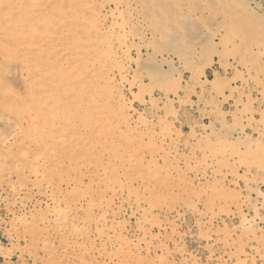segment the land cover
<instances>
[{
    "label": "rangeland",
    "instance_id": "1",
    "mask_svg": "<svg viewBox=\"0 0 264 264\" xmlns=\"http://www.w3.org/2000/svg\"><path fill=\"white\" fill-rule=\"evenodd\" d=\"M227 1L0 0V264H264V19Z\"/></svg>",
    "mask_w": 264,
    "mask_h": 264
},
{
    "label": "bare ground",
    "instance_id": "2",
    "mask_svg": "<svg viewBox=\"0 0 264 264\" xmlns=\"http://www.w3.org/2000/svg\"><path fill=\"white\" fill-rule=\"evenodd\" d=\"M40 1H41V0H39V2H40ZM61 1H62V0H61ZM92 1H94V0H92ZM113 1H114V0H113ZM146 1H147V0H146ZM193 1H194V0H193ZM225 1H227V0H225ZM239 1H240V0H239ZM2 2H3V1H2ZM86 2H87V1H86ZM116 2H117V1H116ZM131 2H132V1H131ZM136 2H138V1H136ZM175 2H176V1H175ZM180 2H181V1H180ZM219 2H220V0H219ZM227 2H228V1H227ZM113 3H114V2H113ZM257 3H258V1H257ZM257 3H255L254 0H247V1H245V4H246L245 7L248 8V12H250V14H253V15L255 14L258 18H260V19L263 18V19H264V11H262V8H261L260 5H258ZM245 4H244V5H245ZM86 5H87V4H86ZM123 5H124V4H123ZM151 5H152V4H151ZM154 5H155V4H154ZM166 5H167V4H166ZM220 5H221V4H220ZM220 5L218 4V6H220ZM233 5H234V4H233ZM248 5L250 6V8L248 7ZM83 6H84V5H83ZM89 6H90V5H89ZM113 6H114V5H113ZM144 6H146V5H144ZM144 6H143V7H144ZM158 6H160V5H158ZM221 6H222V5H221ZM63 7H64V6H63ZM121 7H122V6H121ZM124 7H125V6H124ZM136 7H137V6H136ZM154 7H155V6H154ZM156 7H157V6H156ZM170 7H171V6H170ZM183 7H184V6H183ZM212 7H213V5H212ZM234 7H235V6H234ZM86 8H88V7H86ZM90 8H91V7H90ZM103 8H104V7H103ZM168 8H169V7H168ZM196 8H197V7H196ZM146 9H147V8H146ZM146 9H145V11H146ZM149 9H150V8H149ZM156 9H157V8H156ZM158 9H160V8H158ZM200 9H201V8H200ZM220 9H221V8H220ZM38 10H39V9H38ZM87 10H88V9H87ZM175 10H176V9H175ZM191 10H192V9H191ZM245 10L247 11V9H245ZM89 11H90V10H89ZM119 11H120V10H119ZM122 11H123V10H122ZM149 11H150V10H149ZM152 11H153V10H152ZM172 11H173V10H172ZM203 11H204V10H203ZM209 11H210V10H209ZM214 11H215V10H214ZM91 12H92V11H91ZM176 12H177V11H176ZM189 12H190V11H189ZM191 12H192V11H191ZM261 12H262V13H261ZM80 13H82V12H80ZM120 13H121V11H120ZM135 13H136V11H135ZM161 13H162V12H161ZM168 13H169V12H168ZM170 13H172V12L170 11ZM177 13H178V12H177ZM201 13H202V12H201ZM223 13H224V12H223ZM85 14H86V13H85ZM192 14H194V13H192ZM199 14H200V13H199ZM246 14H247V13H246ZM139 15H140V14H139ZM145 15H147V14H145ZM159 15H160V14H159ZM176 15H177V14H176ZM196 15H197V14H196ZM201 15H202V14H201ZM55 16H56L57 18H59V19L55 18ZM100 16H102V15H100ZM112 16H113V15H112ZM154 16H155V15H154ZM167 16H168V15H167ZM209 16H210V15H209ZM224 16H225V15H224ZM233 16H234V17H240V18H241L240 21H239V19H238V21L244 26L243 29L247 30V29L255 28L254 26H250L251 24H254V23L251 22V21H247V17H246V15H245L243 9H241V11L238 12V13H237V12H234ZM249 16H250V15H249ZM121 17H122V16H121ZM143 17H144V16H143ZM156 17H157V15H156ZM158 17H159V16H158ZM178 17H179V16H178ZM222 17H223V16H222ZM128 18H129V17H128ZM160 18H161V17H160ZM172 18H173V17H172ZM175 18H176V17H175ZM212 18H213V17H212ZM254 18H255V17H254ZM254 18H252V19H254ZM15 19H16V18H15ZM53 19H54L55 21L60 22V21L62 20V17H61L60 15H56V14H54V15H53ZM105 19H106V18H105ZM136 19H137V18H136ZM46 20H47V18H46ZM85 20L87 21V20H90V19H86V18H85ZM157 20H158V19H157ZM92 21H94V22H92V23H94L93 26H96V25H99V24H100V20H98L97 17H94V18L92 19ZM106 21H107V20H106ZM121 21H122V20H121ZM148 21H149V20H148ZM167 21H168V20H167ZM233 21H234V20H233ZM262 21H263V20H262ZM83 22H84V21H83ZM137 22H138V21H137ZM150 22H151V21H150ZM158 22H159V21H158ZM220 22H222V21H220ZM256 22H257V20H256ZM92 23H91V24H92ZM133 23H134V22H133ZM71 24H72V23H71ZM71 24L68 23V27L70 28V31H71V38H70V39H71V40H70L71 43H72V42H73V43H76V42H80V41L86 43V39L88 38V35H90L89 32H88V28H87L85 25H83V26H85L84 28H86V30H85V29H81V28L76 29L75 26H73V25H71ZM77 24H78V23H77ZM81 24H82V23H81ZM128 24H129V23H128ZM215 24H216V23H215ZM78 25H79V24H78ZM122 25H123V24H122ZM159 25H160V23H159ZM164 25H166V24H164ZM222 25H223V24H222ZM236 25H237V24H236ZM72 26H73V27H72ZM100 27H101V26H100ZM109 27H110V26H109ZM124 27H125V26H124ZM143 27H144V26H143ZM261 27H262V26H261ZM161 28H162V27H161ZM161 28H160V29H161ZM100 29H101V28H100ZM107 29H108V28H107ZM146 29H147V28H146ZM149 29H150V28H149ZM154 29H155V28H154ZM158 29H159V28H158ZM131 30H132V29H131ZM245 30H244V31H245ZM262 30H263V29H262ZM127 31H128V30H127ZM133 31H134V29H133ZM139 31H140V30H139ZM252 31H253V30H252ZM101 32H103V31H101ZM111 32H112V31H111ZM158 32H159V30H158ZM158 32H157V33H158ZM222 32H223V31H222ZM248 33H249V32H248ZM251 33H252V32H251ZM104 34H105V33H104ZM109 34H110V33H109ZM151 34H152V33H151ZM127 35H128V34H127ZM135 35H137V34H135ZM68 36H69V35H68ZM90 36H91V35H90ZM92 36H94V35H92ZM129 36H130V35H129ZM171 36H172V35H171ZM262 36H263V35H262ZM95 37H97V36H95ZM131 37H132V36H131ZM131 37H130V38H131ZM204 37H206V36H204ZM254 37H255V36H254ZM117 38H118V37H117ZM132 38H133V37H132ZM135 38H136V37H135ZM262 38H263V37H262ZM151 39H152V38H151ZM160 39H161V38H160ZM260 39H261V38H260ZM35 40H36V39H35ZM88 40H89V39H88ZM92 40H93V39H92ZM144 40H145V39H144ZM180 40H181V39H180ZM215 40H216V39H215ZM33 41H34V40H33ZM248 41H252V40H248ZM48 42H49V41H48ZM104 42H105V41H104ZM153 42H154V41H153ZM161 42H162V41H161ZM246 43H247V42H246ZM259 43H260V41H259ZM111 44H112V43H111ZM117 44H118V43H117ZM156 44H157V43H156ZM160 44H161V43H160ZM181 44H182V43H181ZM235 44H236V43H235ZM246 45H247V44H246ZM87 46H88V45H87ZM105 46H106V45H105ZM105 46H104V47H105ZM107 46H108V45H107ZM67 47H68V46H67ZM70 47H71V44H70ZM74 47H75V46L73 45V48H74ZM77 47H78V46H76V48H77ZM117 47H118V46H117ZM245 47H246V46H245ZM252 47H253V46H252ZM252 47H251V48H252ZM251 48H250V49H251ZM68 49H69V48H68ZM149 49H150V48H149ZM179 49H180V48H178V50H179ZM184 49H185V48H184ZM192 49L194 50V47H193ZM30 50H31V49H30ZM68 51H70V50H68ZM183 51H185V50H183ZM243 51H244V50H243ZM257 51H258V50H257ZM260 51H261V50H260ZM177 52H178V51H177ZM241 52H242V51H241ZM257 53H258V52H257ZM51 54L53 55V53H51ZM85 54H86V53H85ZM250 55H251V54H250ZM258 55H259V54H258ZM235 56H236V55H235ZM82 57H83V56H82ZM163 57H164V56H163ZM257 57H258V56H257ZM178 58H179V57H178ZM252 58H253V57H252ZM81 59H82V58H81ZM102 59H103V58H102ZM82 61H83V59H82ZM84 61H85V60H84ZM89 61H90V59H89ZM72 62H73V61H72ZM92 62H93V61H92ZM101 62H102V61H101ZM75 64H76V63H75ZM93 68H94V67H93ZM112 68H113V67H112ZM261 68H262V67H261ZM73 70L75 71V70H77V69L75 68V69H73ZM90 70H92V69H90ZM117 72H118V71H117ZM72 73H73V72H72ZM86 73H88V72H86ZM86 73H85V74H86ZM92 74H93V73H92ZM112 74H113V73H112ZM30 75H31V74H30ZM79 75H82V74L80 73ZM75 76H76V75H75ZM75 76H74V77H75ZM90 76H91V75H90ZM71 77H72V76H71ZM81 77H82V76H81ZM42 78H43V77H42ZM98 78H99V77H98ZM120 78H121V77H120ZM70 79H71V78H70ZM99 79H101V78H99ZM123 79H124V78H123ZM261 79H262V78H261ZM87 80H88V79H87ZM87 80H85V81L87 82ZM95 80H96V79H95ZM111 80H112V79H111ZM37 81H38V80H37ZM80 81H81V79H80ZM86 82H85V83H86ZM93 82H94V81H93ZM98 82H99V81H98ZM101 82H102V81H101ZM50 83H51V81H50ZM79 83H80V82H79ZM73 84H75V83H73ZM46 85H47V84H46ZM63 85H64V84H63ZM65 85H66V84H65ZM110 85H111V83H110ZM80 86H81V85H80ZM83 86H84V84H83ZM86 86H88V85H86ZM25 87H26V86H25ZM97 87H98V86H97ZM45 88H46L45 90H47V87H45ZM51 88H52V86H51ZM51 88H50V91H51ZM9 89H10V88H9ZM48 89H49V88H48ZM83 89L85 90L86 88H83ZM64 90H66V89L64 88ZM67 90H68V89H67ZM85 91H86V90H85ZM85 91H83V92H85ZM254 91H256V90H254ZM34 92H35V91H34ZM72 92H73V91H72ZM97 92H99V90L96 91V93H97ZM50 93H51V92H50ZM58 93H59V92H58ZM62 93H63V92H62ZM96 93H95V95H98V94H96ZM99 93H100V92H99ZM103 93H104V92H103ZM54 94H55V93H54ZM64 94H65V93H64ZM67 94H68V93H67ZM70 94H71V93H70ZM75 94H76V93H75ZM81 94H82V93H81ZM115 94H116V93H115ZM52 95H53V94H52ZM73 95H74V94H73ZM76 95H77V94H76ZM82 95H83V94H82ZM89 95H90V94H89ZM102 95H103V94H102ZM102 95H101V96H102ZM116 95H117V94H116ZM48 96H49V95H48ZM55 96H57V95H55ZM61 96H63V95H61ZM78 96H79V95H78ZM103 96H104V95H103ZM118 96H119V95H118ZM43 97H44V96H43ZM68 97H69V96H68ZM68 97H67V98H68ZM76 97H77V96H76ZM84 97H85V95H84ZM45 98H47V97L45 96ZM45 98H44V100H45ZM58 98H59V97H58ZM64 98H65V97H64ZM72 98H73V97H72ZM87 98H88V97H87ZM96 98H97V97H96ZM99 98H100V96H99ZM99 98H97V100L100 101L103 97H102L101 99H99ZM109 98H110V96H109ZM37 99H38V98H37ZM40 99H41V98H40ZM47 99H49V98H47ZM50 99H51V98H50ZM50 99H49V100H50ZM54 99H56V97H55ZM76 99H77V98H76ZM76 99H75V100H76ZM82 99H83V98H82ZM111 99H112V98H111ZM111 99H110V100H111ZM116 99H117V98H116ZM51 100H52V99H51ZM66 100H67V99H66ZM68 100H71L70 97H69ZM72 100H73V99H72ZM75 100H74V101H75ZM85 100H86V99H85ZM118 100H119V99H118ZM118 100H117V101H118ZM62 101H64V100H63V99L61 100V104H62ZM89 101H90V99H89ZM91 101H92V99H91ZM51 102L53 103V100H52ZM59 102H60V101H59ZM65 102H67V101H65ZM92 102H93V101H92ZM105 102H106V101H105ZM118 102H119V101H118ZM49 103H50V102H49ZM49 103H47V104H49ZM95 103H96V102H95ZM121 103H122V102H121ZM30 104H31V103H30ZM47 104H46V106H48ZM59 104H60V103H58V106H59ZM66 104H67V103H66ZM66 104H65V105H66ZM85 104H86V103H85ZM89 104H90V103H89ZM117 104H118V103H117ZM35 105H36V104H35ZM35 105H34V106H35ZM37 105H38V104H37ZM56 105H57V104H56ZM63 105H64V103H63ZM71 105H72V104H71ZM71 105H70V106H71ZM73 105H74V104H73ZM73 105H72V106H73ZM79 105H80V104H78L77 106H79ZM122 105H123V103H122ZM30 106H31V105H30ZM43 106H44V105H43ZM53 106H54V105H53ZM80 106H81V105H80ZM117 106H118V105H117ZM31 107H32V106H31ZM63 107L65 108L66 106H63ZM75 107H76V106H75ZM102 107H103V106H102ZM121 107H122V106H121ZM125 107H126V105H125ZM125 107L123 106V108H125ZM64 108H63V109H64ZM67 108H68V107H67ZM67 108H65V109L67 110ZM78 108H80V107H78ZM99 108H101V106H100ZM103 108H104V107H103ZM123 108H122V109H123ZM31 109H32V108H31ZM34 109H35V108H34ZM65 109H64V110H65ZM107 109H108V108H107ZM60 110H61V109H60ZM66 110H65V113L68 112V111L66 112ZM74 110H75V109H74ZM123 110H124V109H123ZM35 111H36V109H35ZM51 111H52V110H51ZM51 111H48V110H47L48 113H50ZM56 111H57V110H56ZM76 111H77V110H76ZM80 111H81V110H80ZM80 111H79V112H80ZM71 112H72V111H71ZM73 112H74V111H73ZM73 112H72V113H73ZM96 112H97V110H96ZM114 112H116V111H114ZM122 112H123V111H122ZM37 113H38V112H37ZM37 113H36V114H37ZM68 113H69V112H68ZM77 113H78V112H77ZM77 113H76V115H77ZM90 113H91V112H90ZM97 113H98V112H97ZM112 113H113V112H112ZM45 114H46V113H45ZM117 114H118V113H117ZM66 115H67V114H66ZM68 115H69V114H68ZM78 115H79V114H78ZM84 115H87V113H85ZM91 115H92V113H91ZM93 115H94V114H93ZM95 115H96V114H95ZM113 115H114V114H113ZM122 115H123V114H122ZM27 116H28V115H27ZM46 116H47V115H46ZM48 116H49V115H48ZM48 116H47V117H48ZM72 116H73V115H72ZM72 116H71V117H72ZM74 116H75V115H74ZM79 116H80V115H79ZM108 116H109V115H108ZM111 116H112V115H111ZM126 116H127V114H126ZM128 116H129V115H128ZM32 117H33V116H32ZM75 117H76V116H75ZM104 117H105V116H104ZM109 117H110V116H109ZM115 117H116V115H115ZM28 118H29V117H28ZM66 118H67V117H66ZM66 118H65V120H66ZM69 118H70V117H69ZM96 118H97V117H96ZM102 118H103V117H102ZM126 118H127V117H126ZM67 119H68V118H67ZM47 120H48V119H47ZM61 120H62V119H61ZM65 120H64V121H65ZM76 120H78V119H76ZM99 120L101 121V119H99ZM105 120H107V118H106ZM108 120H110V119H108ZM112 120H113V119H112ZM25 121H26V120H25ZM30 121H31V120H30ZM39 121H41V120H39ZM66 121H69V119L66 120ZM123 121H124V120H123ZM44 122H45V121H44ZM48 122H49V120H48ZM70 122H71V121H70ZM112 122H113V121H112ZM27 123H28V122H27ZM56 123H57V121H56ZM114 123H115V122H114ZM119 123H120V122H119ZM30 124H32V122H31ZM45 124H46V123H45ZM45 124H43V126H44ZM54 124H55V123H54ZM75 124H76V123H75ZM120 124H122V123H120ZM127 124H128V122H127ZM28 125H29V124H28ZM39 125H40V124H39ZM58 125H59V124H58ZM63 125H64V124H63ZM65 125H66V124H65ZM65 125H64V128L66 127ZM70 125H71V124H70ZM79 125H80V124H79ZM32 126H33V125H32ZM50 126H51V125H50ZM67 126H68V125H67ZM120 126H122V125H120ZM28 127H29V126H28ZM109 127H110V126H109ZM109 127H108V128H109ZM111 127H112V126H111ZM39 128H40V127H39ZM45 128H46V127H45ZM45 128H44V129H45ZM54 128H55V127H54ZM57 128H58V127H57ZM74 128H75V127H74ZM127 128H128V127H127ZM40 129H41V128H40ZM40 129H39V130H40ZM61 129H62V127L60 128V130H61ZM65 129H66V128H65ZM109 129H110V128H109ZM51 130H52V127H51ZM55 130H56V129H55ZM58 130H59V129H58ZM58 130H57V131H58ZM60 130H59V132H60ZM85 130H86V129H85ZM112 130H113V128H112ZM114 130H115V129H114ZM126 130H127V129H126ZM133 130L135 131V128H134ZM53 131H54V130H52V133H53ZM65 131H66V130H65ZM69 131H70V130H69ZM92 131H93V129H92ZM129 131H130V130H128V132H129ZM35 132H36V131H35ZM44 132H46V131H44ZM59 132H58V133H59ZM77 132H78V131H77ZM126 132H127V131H126ZM126 132H125V133H126ZM128 132H127V133H128ZM47 133H48V132H47ZM60 133H61V132H60ZM63 133H64V132H63ZM65 133H66V132H65ZM65 133H64V134H65ZM67 133H68V132H67ZM90 133H91V132H90ZM129 133H131V131H130ZM135 133H136V132H135ZM68 134H69V133H68ZM72 134H73V133H72ZM75 134H76V133H75ZM113 134H114V133H113ZM121 134H122V133H121ZM43 135H44V134H43ZM43 135H42V137H43ZM47 135H48V134H47ZM61 135H62V133H61ZM61 135H60V136H61ZM65 135H66V134H65ZM65 135H62V136H65ZM69 135H70V134H69ZM91 135H93V134H91ZM104 135H105V134H104ZM116 135H117V134H116ZM126 135H127V134H126ZM54 136H55V135H54ZM100 136H101V135H100ZM100 136H99V137H100ZM120 136H121V135H120ZM120 136H119V137H120ZM156 136H157V135H156ZM168 136H169V134H168ZM37 137H38V136H37ZM67 137H68V136H67ZM67 137H66V138H67ZM97 137H98V136H97ZM101 137H102V136H101ZM106 137H107V136H106ZM116 137H118V136H116ZM126 137H127V136H126ZM134 137H135V136H134ZM34 138H36V137H34ZM47 138H48V137H47ZM72 138H73V137H72ZM74 138H75V137H74ZM83 138H84V137H83ZM123 138H124V137H123ZM36 139H37V138H36ZM36 139H34V141H35ZM97 139H98V138H97ZM121 139H122V138H121ZM145 139H146V138H145ZM29 140H30V139H29ZM29 140H28V141H29ZM38 140H39V139H38ZM49 140H50V139H49ZM55 140H56V139H55ZM63 140H67V139H63ZM68 140H70V139H68ZM99 140H100V139H99ZM105 140H106V139H105ZM110 140H112V139H110ZM158 140H159V139H158ZM42 141H43V140H42ZM42 141H40V142H42ZM44 141H45V140H44ZM102 141H103V140H102ZM118 141H119V140H118ZM154 141H155V140H154ZM30 142H31V141H30ZM50 142H51V140H50ZM54 142H56V141H54ZM67 142H69V141H67ZM77 142H78V141H77ZM93 142H94V141H93ZM98 142H99V141H98ZM119 142H121V141H119ZM33 143H34V142H33ZM59 143H60V142H59ZM63 143H64V142H63ZM75 143H76V142H75ZM82 143H84V142H82ZM82 143H81V144H82ZM100 143H101V141H100ZM108 143H109V142H108ZM36 144H37V143H36ZM38 144H39V143H38ZM66 144H67V143L65 142V145H66ZM69 144H70V143H69ZM115 144H116V142H115ZM133 144H134V143H133ZM135 144H136V143H135ZM28 145H29V144H28ZM43 145H44V144H43ZM45 145H46V143H45ZM45 145H44V146H45ZM55 145H56V144L54 143V146H55ZM58 145L61 146V143L58 144ZM58 145H57V146H58ZM76 145H77V144H76ZM83 145H84V144H83ZM90 145H91V144H90ZM113 145H114V144H113ZM117 145H119V143H118ZM120 145H121V144H120ZM139 145H140V144H139ZM37 146H38V145H37ZM37 146H36V147H37ZM41 146H42V144H41ZM84 146H85V145H84ZM84 146H83V147H84ZM86 146H87V145H86ZM107 146H108V145H107ZM114 146H115V145H114ZM121 146H122V145H121ZM131 146H132V145H131ZM46 147H48V146H46ZM65 147H66V146H65ZM105 147H106V146H105ZM153 147H154V146H153ZM7 148H8V147H7ZM37 148H38V147H37ZM39 148H41V147H39ZM39 148H38V149H39ZM61 148H62V147H61ZM68 148H69V147H68ZM70 148H71V147H70ZM88 148H89V145H88ZM92 148H93V147H92ZM97 148H98V147H97ZM109 148H110V147H109ZM117 148H118V146H117ZM53 149H54V148H53ZM59 149H60V148H59ZM77 149H78V148H77ZM128 149H129V147H128ZM30 150H31V149H30ZM40 150H41V149H40ZM48 150H49V149H48ZM56 150H58V149H56ZM63 150H64V149H63ZM66 150H67V149H66ZM74 150H75V149H74ZM80 150H81V146H80ZM123 150H124V149H123ZM64 151H65V150H64ZM71 151H72V150H71ZM71 151H70V152H71ZM76 151H77V150H76ZM92 151H94V150H92ZM125 151H126V150H125ZM133 151H134V150H133ZM34 152H35V151H34ZM40 152H41V151H40ZM53 152H54V151H53ZM59 152H60V151H59ZM59 152H57V153H59ZM62 152H63V151H62ZM67 152H68V151H67ZM115 152H116V151H115ZM119 152H120V151H119ZM122 152H123V151H122ZM122 152H121V153H122ZM43 153H44V152H43ZM43 153H40V154L42 155ZM88 153H89V152H88ZM91 153H92V152H91ZM123 153H124V152H123ZM127 153H128V152H127ZM130 153H131V152H130ZM136 153H137V152H136ZM173 153H174V152H173ZM60 154H61V153H60ZM80 154H81V153H80ZM85 155H86V154H85ZM85 155H84V156H85ZM116 155H117V153H116ZM121 155H122V154H121ZM129 155H130V154H129ZM32 156H33V155H32ZM32 156H31V157H32ZM39 156H40V155L36 156V158L32 159V161L34 160L35 162H38V161L41 159ZM45 156H47V155H45ZM65 156H67V155H65ZM65 156H64V157H65ZM87 156H88V155H87ZM109 156H110V155H109ZM127 156H128V155H127ZM127 156H125V159H126ZM130 156H132V155H130ZM134 156H135V155H134ZM137 156H138V154H137ZM97 157H98V155H97ZM120 157H122V156H120ZM48 158H50V157H48ZM75 158H76V157H75ZM79 158H81V157L79 156ZM93 158H95V155H94ZM98 158H101V156L98 157ZM128 158H129V157H128ZM29 159H30V158H29ZM68 159H69V158H68ZM86 159H87V158H86ZM105 159H106V158H105ZM107 159L109 160V157H108ZM133 159H135V158H133ZM138 159H139V158H138ZM143 159H144V158H143ZM42 160H43V159H42ZM52 160H53V159H52ZM59 160H60V159H59ZM65 160H66V159H65ZM69 160H70V159H69ZM100 160H102V158H101ZM140 160H141V159H140ZM47 161H48V160H47ZM62 161H63V160H62ZM90 161H91V160H90ZM109 161H110V160H109ZM123 161H124V160H123ZM133 161H134V160H133ZM138 161H139V160H138ZM143 161H144V160H143ZM21 162H22V161H21ZM25 162H27V161H24L23 163H25ZM42 162H43V161H42ZM48 162H49V161H48ZM48 162H47V163H48ZM57 162H58V161H57ZM116 162H118V161H116ZM116 162H115V163H116ZM125 162H127V161H125ZM39 163H40V162H39ZM59 163H61V162H59ZM120 163H121V162H120ZM120 163H119V164H120ZM134 163H135V162H134ZM35 164H36V163H35ZM76 164H77V162H76ZM76 164H74V165H76ZM96 164H97V163H96ZM126 164H128V162H127ZM141 164H142V162H141ZM124 165H125V164H124ZM128 165H129V164H128ZM133 165H134V164H133ZM53 166H54V165H53ZM56 166H58V165H56ZM87 166H88V165H87ZM108 166H109V165H108ZM119 166H120V165H119ZM121 166H122V165H121ZM19 167H20V166H19ZM41 167H43V166H41ZM44 167H45V165H44ZM95 167H96V166H95ZM22 168H23V167H22ZM89 168H90V167H89ZM100 168H101V167H100ZM116 168H117V166H116ZM119 168H120V167H119ZM119 168H117V169L119 170ZM123 168H124V167H123ZM133 168H134V167H133ZM246 168H247V167H246ZM41 169H42V168H41ZM41 169L39 168V170H41ZM45 169H46V168H45ZM50 169H51V168H50ZM102 169H103V168H102ZM102 169H101V170H102ZM124 169H125V168H124ZM23 170H24V169H23ZM23 170H22V171H23ZM32 170H33V169H32ZM34 170H35V169H34ZM79 170H80V169H79ZM92 170H93V169H92ZM92 170H91V172H92ZM95 170H96V169H95ZM132 170H133V169H132ZM22 171H21V172H22ZM48 171H49V169H48ZM136 171H137V170H136ZM140 171H141V170H140ZM33 172H34V171H33ZM110 172H111V171H110ZM122 172H124V171L122 170ZM142 172H143V171H141V176H142ZM8 173L10 174L9 171H8ZM26 173H27V172H26ZM34 173H35V172H34ZM41 173H43V172H41ZM88 173H89V172H88ZM88 173H87V174H88ZM99 173H101V172H99ZM103 173H104V172H103ZM105 173H106V172H105ZM108 173H109V172H108ZM32 174H33V173H32ZM43 174H45V173H43ZM82 174H83V173H82ZM92 174H93V173H92ZM131 174H132V171H131L130 175H131ZM135 174H136V172H135ZM28 175H29V174H28ZM49 175H50V174H49ZM106 175H107V174H106ZM114 175H115V173H114ZM119 175H120V174H119ZM127 175H128V174H127ZM139 175H140V174H139ZM24 176H25V175H24ZM35 176H36V175H35ZM84 176H85V175H84ZM88 176H89V175H88ZM101 176H102V175H101ZM107 176H108V175H107ZM115 176H116V175H115ZM115 176H114V177H115ZM16 177H17V176H16ZM32 177H33V176H32ZM127 177H128V176H127ZM135 177H137V176H135ZM139 177H140V176H139ZM36 178H37V177H36ZM51 178H52V177H51ZM105 178H106V177H105ZM109 178H110V177H109ZM120 178H121V177H120ZM123 178H124V177H123ZM8 179H9V178H8ZM28 179H29V178H28ZM54 179H55V178H54ZM54 179H52V180H54ZM76 179H78V178H76ZM9 180H10V179H9ZM9 180H7V181H9ZM58 180H59V179H58ZM61 180H62V179H61ZM69 180H70V179H69ZM113 180H114V179H113ZM27 181H28V180H27ZM54 181H55V180H54ZM62 181H63V180H62ZM65 181H66V180H65ZM79 181H80V180H79ZM81 181H82V180H81ZM100 181H101V180H100ZM115 181H116V180H115ZM130 181H131V180H130ZM151 181H152V180H151ZM247 181H248V180H247ZM36 182H38V181H36ZM77 182H78V181H77ZM6 183H7V182H6ZM9 183H10V182H9ZM9 183H8V184H9ZM56 183H57V180H56L55 184H56ZM64 183H65V182H64ZM73 183H74V182H73ZM81 183H82V182H81ZM83 183H84V182H83ZM83 183H82V185H83ZM107 183H108V181H107ZM109 183H110V182H109ZM116 183H118V182H116ZM134 183H135V182H134ZM44 184H45V183H44ZM50 184H51V182H50ZM58 184H59V183H58ZM94 184H95V183H94ZM112 184H113V182H112ZM115 185H116V184H115ZM136 185H137V184H136ZM24 186H26V185H24ZM43 186H44V185H43ZM79 186H80V185H79ZM91 186H92V185H91ZM107 186H108V185H107ZM117 186H118V185H117ZM123 186H124V185H123ZM131 186H132V185H131ZM44 187H45V186H44ZM96 187H97V186H96ZM114 187H116V186H114ZM18 188H19V187H18ZM22 188H24V187H22ZM25 188H26V187H25ZM28 188H29V187H28ZM28 188H27V189H28ZM42 188H43V187H42ZM55 188H56V187H55ZM15 189H16V188H15ZM20 189H21V187H20ZM63 189H64V188H63ZM0 190H1V189H0ZM25 190H26V189H25ZM84 190H85V189H84ZM117 190H118V189H117ZM22 191H23V190H22ZM26 191H27V190H26ZM51 191H52V190H51ZM59 191H60V188H59ZM114 191H116V189H114ZM20 192H21V191H20ZM108 192H109V191H108ZM53 193H54V192H53ZM104 193H105V192H104ZM106 193H107V192H106ZM106 193H105V194H106ZM51 194H52V193H51ZM64 194H65V193H64ZM64 194H63V195H64ZM83 194H84V193H83ZM91 194H93V193H91ZM96 194H97V193H96ZM96 194H95V195H96ZM58 195H59V194H58ZM22 196H23V195H22ZM22 196H21V197H22ZM53 196H54V195H53ZM85 196H87V195L85 194ZM85 196H84V197H85ZM90 196H91V195H90ZM113 196H114V195H113ZM18 197H19V196H18ZM47 197L49 198V196H47ZM54 197H57V196H54ZM58 197H59V196H58ZM60 197H61V196H60ZM60 197H59V198H60ZM75 197H76V196H75ZM87 197H88V196H87ZM116 197H117V196H116ZM120 197H121V196H120ZM120 197H119V198H120ZM52 198H53V197H52ZM52 198H51V199H52ZM69 198H70V197H69ZM69 198H68V199H69ZM110 198H111V197H110ZM84 199H85V198H84ZM18 200H19V199H18ZM65 200L67 201V198H66ZM69 200H70V199H69ZM69 200H68V201H69ZM76 200H78V199H76ZM79 200H80V199H79ZM102 200H103V199H102ZM234 200H235V199H234ZM30 201H31V200H30ZM52 201H54V200H52ZM60 201H61V200H60ZM81 201H82V200H81ZM84 201H85V200H84ZM91 201H92V200H91ZM91 201H89V202H91ZM103 201H104V200H103ZM118 201H119V200H118ZM22 203H23V202H22ZM28 203H29V202H28ZM60 203H61V204H64V203H62V202H60ZM92 203H93V202H92ZM97 203H98V202H96V204H97ZM52 204H53V203H52ZM86 204H87V203H86ZM56 205H57V203H56ZM76 205H77V204H76ZM92 205H93V204H92ZM97 205H98V204H97ZM100 205H101V204H99V206H100ZM35 206H36V205H35ZM54 206H55V205H54ZM57 206H58V205H57ZM89 206H90V205H89ZM31 207H32V206H31ZM66 207H67V206H66ZM66 207H65V208H66ZM87 207H88V206H87ZM91 207H92V206H91ZM32 208H33V207H32ZM69 208H70V206H69ZM92 208H93V207H92ZM139 208H140V207H139ZM51 209H53V208H51ZM70 209H71V208H70ZM80 209H82V208H80ZM85 209H86V208H85ZM136 209H137V208H136ZM54 210H55V209H54ZM66 210H68V208H67ZM66 210L63 209V211H66ZM95 210H96V209H95ZM95 210H94V211H95ZM36 211H37V210H36ZM39 211H40V210H39ZM56 211H57V210H56ZM72 211H74V210H72ZM72 211H71V212H72ZM84 211H85V210H84ZM67 212H68V211H66V213H67ZM80 212H81V211H80ZM80 212H79V213H80ZM85 212H87V211H85ZM42 213H43V211H42ZM46 213H47V212H46ZM61 213H62V210L59 209V211L57 212V215H60ZM66 213H64V214L67 215V214H69L70 212L67 213V214H66ZM106 213H107V212H106ZM40 214H41V213H40ZM50 214H51V213H50ZM52 214H53V213H52ZM64 214H63V216H64ZM70 214H71V213H70ZM70 214H69L68 216L71 217ZM75 214H76V213H74V215H75ZM80 214H81V213H80ZM90 214H91V213H90ZM92 214H93V213H92ZM100 214H101V213H99V215H100ZM36 215H37V214H36ZM44 215H45V214H44ZM74 215H72V216H74ZM77 215H78V214H77ZM39 216H40V215H39ZM54 216H56V215H53V217H54ZM68 216H66V217H68ZM32 217H33V216H32ZM42 217H44V216H42ZM53 217H52V218H53ZM59 217H60V216H59ZM61 217H62V216H61ZM61 217H60V218H61ZM82 217H83V216H82ZM82 217H81V218H82ZM91 217H92V215H91ZM95 217H96V216H95ZM45 218H46V216H45ZM63 218H64V217H63ZM63 218H61V219H63ZM40 219H41V218H40ZM71 219H72V218H71ZM83 219H84V218H83ZM37 220H38V219H37ZM65 220H67V219H65ZM72 220H75V219H72ZM81 220H82V219H81ZM95 220H96V219H95ZM107 220H108V219H107ZM107 220H106V221H107ZM35 221H36V220H35ZM39 221H40V220H39ZM39 221H38V223H39ZM45 221H46V219H45ZM48 221H49V220H48ZM55 221H58V220H56V219L53 220V222H55ZM76 221H77V220H76ZM32 222L34 223L33 220H32ZM58 222H60V221H58ZM78 222H79V221H78ZM104 223H105V222H104ZM109 223H110V222H109ZM34 224H35V223H34ZM43 224H44V223H43ZM69 224H70V223H69ZM75 224H76V223H75ZM110 224H111V223H110ZM72 225H73V224H72ZM12 226H13V225H12ZM31 226H32V223H31ZM38 226H39V225H38ZM55 226H56V225H55ZM66 226H67V225H66ZM69 226H70V225H69ZM78 226L80 227V225H78ZM93 226H94V225H93ZM40 227H41V225H40ZM42 227H44V226H42ZM45 227H46V226H45ZM53 227H54V226H53ZM63 227H65V226H63ZM57 228H58V227H57ZM76 228H78V227H76ZM41 229H42V228H41ZM47 229H48V228H47ZM59 229H61V228L59 227ZM99 229H100V228H99ZM113 229H114V228H113ZM31 230H32V229H31ZM56 230H57V229H56ZM62 230H63V229H61V231H62ZM94 230H95V229H94ZM100 230H102V229H100ZM39 231H40V228H39ZM53 231H54V230H53ZM64 231H65V230H64ZM112 231H114V230H112ZM47 232H48V231H46V232L44 231V233H47ZM59 232H60V231H59ZM66 232H67V230H66ZM66 232H65V233H66ZM100 232H101V231H100ZM50 233H51V232H50ZM55 233H56V232H55ZM68 233H69V232H68ZM104 233H105V232H104ZM115 233H116V232H115ZM101 234H102V233H101ZM105 234L107 235V233H105ZM119 234H120V233H119ZM119 234H118V235H119ZM41 235H42V234H41ZM57 235H59V234H57ZM69 235H70V234H69ZM91 235H92V234H91ZM114 235H116V234H114ZM120 235H121V234H120ZM47 236H48V234H47ZM47 236H46V237H47ZM53 236H54V235H53ZM60 236H61V235H60ZM109 236H111V235H109ZM65 237H67V236H65ZM70 237H71V236H70ZM76 237H77V236H76ZM104 237H105V236H104ZM48 238H50V237L48 236ZM51 238H52V237H51ZM51 238H50L49 240H51ZM77 238H78V237H77ZM83 238H84V237H83ZM89 238H90V237H89ZM107 238H108V237H107ZM115 238H116V237H115ZM121 238H122V237H121ZM43 239H44V238H43ZM100 239H101V238H100ZM113 239H114V238H113ZM44 240H45V239H44ZM44 240H43V241H44ZM54 240H55V239H54ZM64 240H65V239H64ZM73 240H74V238H73ZM76 240H78V239H76ZM87 240H88V239H87ZM119 240H120V239H118V241H119ZM121 240H122V239H121ZM123 240H124V239H123ZM123 240H122V241H123ZM81 241H82V240H81ZM110 241H111V240H110ZM124 241H125V240H124ZM58 242H60V241H58ZM67 242H68V241H67ZM69 242H70V241H69ZM91 242H92V241H91ZM91 242H90V243H91ZM119 242H120V241H119ZM73 243H74V242H73ZM88 243H89V242H88ZM88 243H87V244H88ZM100 243H101V242H100ZM104 243H105V242H104ZM130 243H131V242H130ZM30 244H31V243H30ZM50 244H51V243H50ZM68 244H69V243H68ZM75 244H76V243H75ZM75 244H74V245H75ZM81 244H82V243H81ZM92 244H93V243H92ZM126 244H127V243H126ZM126 244H125V245H126ZM145 244H146V243H145ZM64 245H65V244H64ZM100 245H101V244H100ZM103 245H104V244H103ZM105 245H106V244H105ZM115 245H116V244H115ZM129 245H130V244H129ZM119 246H120V245H119ZM44 247H45V246H44ZM121 247H122V246H121ZM125 247H126V249L130 248L129 246L127 247V245H126ZM133 247H134V246H133ZM47 248H48V247H47ZM50 248H51V247H50ZM62 248H64V247H62ZM62 248H61V249H62ZM77 248H78V246L76 247V250H77ZM103 248H105V247H103ZM116 248H117V247H116ZM123 248H124V247H123ZM73 249H74V248H73ZM118 249H120V248H118ZM126 249H125V250H126ZM135 249H137V248H135ZM79 250H80V249H79ZM102 250H103V249H102ZM146 250H147V249H146ZM39 251H40V249H39ZM69 251H70V250H69ZM82 251H83V250H82ZM85 251H86V250H85ZM85 251H83V252H85ZM90 251H91V250H90ZM116 251H118V250H116ZM123 251H124V250H123ZM139 251H140V250H139ZM76 252H77V251H76ZM80 252H81V251H80ZM88 252H89V250H88ZM91 252H92V251H91ZM93 252H95V251H93ZM93 252H92V253H93ZM99 252H100V251H99ZM103 252H104V251H103ZM125 252H127V250H126ZM125 252H124V253L122 252L123 255H125ZM128 252H129V250H128ZM77 253H78V252H77ZM119 253H120V251H119ZM136 253H137V252H136ZM51 254H52V253H51ZM78 254H79V253H78ZM89 254H90V253H89ZM137 254H138V253H137ZM96 255H97V254H96ZM105 255H106V254H105ZM108 255H109V254H108ZM120 255H121V254H120ZM127 255H128V254H127ZM127 255H126V256H127ZM129 255H130V254H129ZM56 256H58V255H56ZM56 256H55V254H54V257H53V258H55ZM82 256H83V255H82ZM91 256H92V255H91ZM106 256H107V255H106ZM110 256H111V255H110ZM113 256H114V255H113ZM85 257H86V256H85ZM88 257H89V256H88ZM97 257H98V256H97ZM119 257H120V256H119ZM138 257H139V256H138ZM51 258H52V257H51ZM58 258H59V257H58ZM111 258H112V257H111ZM124 258H125V257H124ZM130 258H131V257H130ZM134 258H135V257H134ZM38 259H39V258H38ZM95 259H97V258H95ZM128 260H129V259H128ZM47 261H48V260H47ZM57 261H58V260H57ZM87 261H88V260H87ZM125 261H126V260H125ZM130 261H131V259H130ZM130 261H129V262H130ZM133 261H134V260H133ZM79 262H80V261H79ZM118 262H119V261H118ZM137 262H138V261H137ZM52 263H53V262H52ZM125 263H126V262H125ZM141 263H142V262H140V264H141ZM59 264H60V262H59ZM135 264H136V263H135ZM145 264H147V263H145Z\"/></svg>",
    "mask_w": 264,
    "mask_h": 264
}]
</instances>
